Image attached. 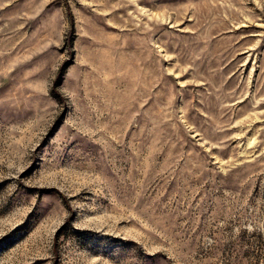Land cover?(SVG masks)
Returning a JSON list of instances; mask_svg holds the SVG:
<instances>
[{"label":"rangeland","instance_id":"374dc122","mask_svg":"<svg viewBox=\"0 0 264 264\" xmlns=\"http://www.w3.org/2000/svg\"><path fill=\"white\" fill-rule=\"evenodd\" d=\"M0 264H264V0H0Z\"/></svg>","mask_w":264,"mask_h":264}]
</instances>
